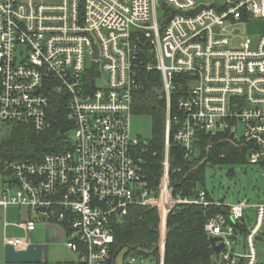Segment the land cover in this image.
<instances>
[{
    "label": "built area",
    "instance_id": "obj_1",
    "mask_svg": "<svg viewBox=\"0 0 264 264\" xmlns=\"http://www.w3.org/2000/svg\"><path fill=\"white\" fill-rule=\"evenodd\" d=\"M158 9L166 15L160 26ZM253 19L264 20V0H0V123L45 131L56 94L67 97L71 125L62 152L4 163L0 207L29 211L18 223L29 233L37 221L58 227L80 264H108L114 226L131 207L158 213L157 264L173 208L220 207L227 212L204 225L215 240L212 263L260 264L264 197L226 205L199 185L186 196L171 185L180 170H169L171 145L188 159L200 135H225L248 164L264 169V33L240 30ZM153 71L160 83L153 91L164 101L156 189L145 167L148 141L131 132L140 76ZM128 263L153 264L135 256Z\"/></svg>",
    "mask_w": 264,
    "mask_h": 264
},
{
    "label": "trees",
    "instance_id": "obj_2",
    "mask_svg": "<svg viewBox=\"0 0 264 264\" xmlns=\"http://www.w3.org/2000/svg\"><path fill=\"white\" fill-rule=\"evenodd\" d=\"M143 89L135 96L133 113L151 118L149 152L144 155L149 184L156 189L163 157L164 101L153 89L160 86L159 73L143 72L140 76ZM53 86V84H52ZM47 119L50 127L37 133L26 124L11 125L9 136L0 143V173L5 162H38L44 155L62 152L69 147L67 140L71 125L67 121V97L51 94ZM225 135H200L195 143V152L184 159L181 148L171 145L169 170L179 169L172 175L171 185L175 192L190 195L199 185L205 189L207 167L246 164V153L225 141ZM152 152L156 156H152ZM232 174L229 171L228 175ZM206 190V189H205ZM226 213L220 207L199 206L175 207L166 219L163 264H213V251L209 247L204 225L216 213ZM159 217L156 209L134 206L128 215L114 226V243L108 264H129L132 256L146 257L158 263Z\"/></svg>",
    "mask_w": 264,
    "mask_h": 264
},
{
    "label": "rangeland",
    "instance_id": "obj_3",
    "mask_svg": "<svg viewBox=\"0 0 264 264\" xmlns=\"http://www.w3.org/2000/svg\"><path fill=\"white\" fill-rule=\"evenodd\" d=\"M158 4L162 5L163 0H158ZM217 1V5H219ZM165 11L158 9L156 12V20L160 26L165 20ZM248 37L261 35L264 33V20L253 19L249 23L240 27ZM91 64L90 59L87 60ZM11 125L0 123V143L4 141L10 134ZM152 121L148 116L133 115L131 118V132L133 136H138L144 141L151 138ZM229 171L232 174L228 175ZM264 169L260 166L250 165L248 163L243 165H223L221 167H207L205 172L204 185L206 191L210 194L214 201H223L226 205L235 203L238 199L246 197L252 202H257L258 199L264 197V183H263ZM5 176L0 173V188H3ZM248 219L245 220L246 226L253 223L254 210L248 209ZM69 251V250H68ZM260 255V264H264V243L258 245ZM70 252V257L76 262L80 263L78 256ZM120 258H117L115 264H118ZM148 264V263H145Z\"/></svg>",
    "mask_w": 264,
    "mask_h": 264
},
{
    "label": "crops",
    "instance_id": "obj_4",
    "mask_svg": "<svg viewBox=\"0 0 264 264\" xmlns=\"http://www.w3.org/2000/svg\"><path fill=\"white\" fill-rule=\"evenodd\" d=\"M28 217H31L29 211L0 207V264H18L4 262L3 248L8 239L42 245V260L38 264H80L70 257V250L64 243V234L58 227L37 221L35 229L30 233L20 228L18 223Z\"/></svg>",
    "mask_w": 264,
    "mask_h": 264
},
{
    "label": "water",
    "instance_id": "obj_5",
    "mask_svg": "<svg viewBox=\"0 0 264 264\" xmlns=\"http://www.w3.org/2000/svg\"><path fill=\"white\" fill-rule=\"evenodd\" d=\"M209 244L214 246L215 240L209 239ZM222 246L214 247L219 252ZM4 262L18 264H38L42 260L43 246L35 243H28L25 249H15L13 245L6 243L4 245Z\"/></svg>",
    "mask_w": 264,
    "mask_h": 264
}]
</instances>
